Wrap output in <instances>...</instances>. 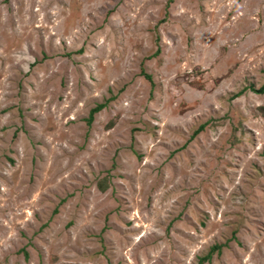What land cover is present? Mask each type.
<instances>
[{"label": "rangeland", "instance_id": "obj_1", "mask_svg": "<svg viewBox=\"0 0 264 264\" xmlns=\"http://www.w3.org/2000/svg\"><path fill=\"white\" fill-rule=\"evenodd\" d=\"M263 84L264 0H0V264H264Z\"/></svg>", "mask_w": 264, "mask_h": 264}, {"label": "trees", "instance_id": "obj_2", "mask_svg": "<svg viewBox=\"0 0 264 264\" xmlns=\"http://www.w3.org/2000/svg\"><path fill=\"white\" fill-rule=\"evenodd\" d=\"M149 79H150V76H147ZM252 90L257 93V94H264V84L259 88V89H256V88H252ZM105 105H99L97 108L93 109L90 113V116H89V124L92 123L93 121V118H94V115L98 112H100L103 108H104ZM217 249H220V247H216ZM211 256H212V253H210L208 256H206L205 258H203L201 261H209L211 259Z\"/></svg>", "mask_w": 264, "mask_h": 264}]
</instances>
